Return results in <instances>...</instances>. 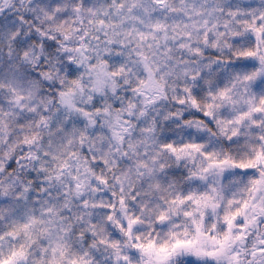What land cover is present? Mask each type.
Returning <instances> with one entry per match:
<instances>
[{
	"label": "snow or ice",
	"instance_id": "1",
	"mask_svg": "<svg viewBox=\"0 0 264 264\" xmlns=\"http://www.w3.org/2000/svg\"><path fill=\"white\" fill-rule=\"evenodd\" d=\"M69 7L74 13L83 11L81 23L86 21L96 30L115 31L121 24L132 22L131 30L124 35L136 42V48L140 49L136 55L149 73V78L137 82L140 86L160 83V80H151L155 61L149 62V53L171 61L175 59L174 53L181 51L201 58L205 48L229 49L226 58L216 60L217 65L226 64L231 69H222L220 77L227 72L225 78L204 79L200 92L195 86H185L180 89L184 95L175 98V103L181 106L191 103L196 109L193 115L198 118L185 117L186 126H202L210 137L219 140L217 143L190 140L179 147L165 141L162 150L175 154L177 161L193 153L199 161H193L183 184L157 181L151 185L159 193L155 203L142 202L135 213L126 217V222L113 215L115 204L93 202L89 205L85 201L82 207L103 208L107 213L105 219L114 221L117 231L109 235L99 225L88 222L85 230L76 236L85 243L84 248L74 246L71 223L72 219L85 223L83 215L77 213L66 218L65 223L59 206L47 201L43 202L46 206L40 208L39 214L35 209L17 213L11 201L0 202L3 204L0 206V264H96L93 257L101 248L108 250L112 264H264V7L243 8L231 4L225 7L224 0H211V3L209 0H109L105 7L89 6V0H82L78 5L68 0L62 4L54 0V6L42 8L45 19L53 22L63 40H74L73 32H81L76 39L85 43L75 44L66 51L81 52L83 47L81 54L85 58L90 47L86 43L89 31L75 28L74 19L63 23L58 19L67 14ZM27 19L19 18L20 22ZM136 24L143 25V30ZM36 31L45 40L55 39L41 29ZM11 35L17 47L24 46L23 30L17 32L13 27ZM181 63L187 66L192 62L182 57L176 61L177 66ZM196 63L195 70L184 67L180 73L186 80L199 84L202 68L211 71L212 65L200 67L198 60ZM99 85L102 88L104 82L100 81ZM5 90L17 103L30 99V95L17 94L14 81L0 82V91ZM61 95L66 96L64 103L70 107V94ZM132 106L130 103L129 107ZM27 107L30 112L38 111L36 107ZM13 119L14 129L10 124ZM42 124H46L42 116L25 122L0 108V144L7 147L6 152H0V169H4L5 159H13L16 165L29 159L31 154L15 156V153L18 148L39 140L34 128ZM114 135L119 136L120 130H115ZM83 139L81 134V142ZM49 155L44 153L45 157ZM53 159L59 161L58 172L69 167L63 155ZM160 167L163 169L164 164ZM40 172L48 179L61 178L58 172L53 173L51 166L45 168L43 162ZM98 179L100 183H107L106 179ZM3 188L4 181L0 180V190ZM29 191L25 186L12 199L19 202ZM119 204H125L123 196Z\"/></svg>",
	"mask_w": 264,
	"mask_h": 264
},
{
	"label": "clouds",
	"instance_id": "2",
	"mask_svg": "<svg viewBox=\"0 0 264 264\" xmlns=\"http://www.w3.org/2000/svg\"><path fill=\"white\" fill-rule=\"evenodd\" d=\"M64 2L55 0V3ZM68 2L78 5L82 0ZM108 2L89 0V6L105 7ZM224 4L225 7L231 4L260 8L264 7V0H224ZM50 6H54V0H0V82L14 81L17 94L30 95V99L17 103L6 90L0 91V108L14 113L15 117L25 122L37 120L40 116L46 120V124L34 128L39 140L18 148L15 153V156L31 154L28 160L21 165L14 164L13 159L3 161L0 180L4 181V188L0 190V202L11 201L16 205L17 213L35 209L39 214L40 208L46 206L43 202L47 201L59 206L65 223L68 217L77 213L83 215L85 223L76 219H72L71 223L74 226V246L84 248L85 243L76 236L85 230L88 222L99 225L109 235L117 231L115 222L105 219L107 213L103 208L82 207L85 201L89 205L93 202L115 204L113 215L126 222V217L135 213L142 202L155 203L159 193L151 189V185L157 181L161 184L173 181L183 184L193 161H199L195 153L177 161L175 154L162 150L161 145L165 141L178 147L190 140L218 142L219 138L210 137L202 126H186L185 117L188 120L198 118L193 115L196 109L191 103L182 106L175 103V98L184 95L180 89L185 86H195V90L200 92L204 79L225 78L227 72L220 77L222 69H231L226 64L217 65L216 60L218 57L226 58L229 49L205 48V55L201 58L181 51L174 53L175 59L171 61L149 53V62L155 61L151 80H160V83L154 85L149 82L147 86H140L137 82L149 78V73L136 55L140 51L136 42L124 35L131 30V21L121 24L115 31L110 28L96 30L86 21L81 23L83 11L74 13L69 7L67 14L58 19L61 23L74 19L75 28L89 31L86 43L90 47L85 58L81 54L83 47L81 52L66 51L75 44L82 46L85 41L76 39L80 31L73 32L74 40H63L62 34L55 31L53 22L46 20L40 11ZM21 16L28 19L20 22ZM116 22L120 23L119 18ZM135 26L143 30V25ZM13 27L17 32L24 31L21 37L25 42L23 47H17L12 39ZM37 29L50 33L55 39L45 40ZM93 36L97 38L93 39ZM69 57L72 59L69 60ZM182 57L192 63L177 66L176 61ZM197 60L200 67L212 65L211 71L202 68L199 84L186 80L180 73L184 67L195 70ZM100 81L104 82L102 88ZM134 88L138 90L134 91ZM61 93L70 94V107L64 103L66 96ZM130 103L132 107H129ZM27 106L36 107L38 111L30 112ZM106 108L108 111H104ZM97 109L100 110L99 115ZM85 112L90 115L85 116ZM10 124L13 129L16 128L15 119ZM115 130H120L119 136L114 135ZM81 134L84 137L82 142ZM4 139H8L7 134ZM6 151L7 147L0 144V152ZM45 152L50 155L45 157ZM61 155L69 167L58 172L59 161L53 156ZM9 156L13 154L9 153ZM42 162L45 168L51 166L53 173L58 172L61 178L56 180L53 176L48 179L40 172ZM141 164L146 166L140 167ZM161 164H164L163 169ZM13 172L15 174L10 178ZM77 175L79 178H74ZM98 178L106 179L107 183H100ZM25 186L30 189L24 193L25 199L14 201L12 197ZM113 193H116L115 197ZM121 196L125 198L124 205L119 204ZM0 206L3 204L0 203ZM93 258L96 264H112L110 253L104 248L96 251Z\"/></svg>",
	"mask_w": 264,
	"mask_h": 264
}]
</instances>
